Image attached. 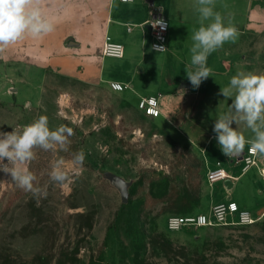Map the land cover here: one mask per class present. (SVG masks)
Listing matches in <instances>:
<instances>
[{"label": "rangeland", "instance_id": "374dc122", "mask_svg": "<svg viewBox=\"0 0 264 264\" xmlns=\"http://www.w3.org/2000/svg\"><path fill=\"white\" fill-rule=\"evenodd\" d=\"M156 54L150 62L162 59ZM48 84L29 107L0 102V131L20 132L46 116L50 130L74 132L67 150L33 149L28 168L46 194L26 192L0 172V264H264V214L252 224L167 225L172 215L209 213L241 188L206 177L218 161L242 171L214 139L222 110L210 118L206 104L192 111L183 101L172 115L154 118L106 85L59 77ZM247 130L239 125L241 134ZM80 150L86 159L69 169L70 182L53 181V164L71 165ZM251 191L253 211L264 210L261 185Z\"/></svg>", "mask_w": 264, "mask_h": 264}, {"label": "crops", "instance_id": "0c3cea01", "mask_svg": "<svg viewBox=\"0 0 264 264\" xmlns=\"http://www.w3.org/2000/svg\"><path fill=\"white\" fill-rule=\"evenodd\" d=\"M34 6L54 29L36 38L26 36L0 52V102L34 105L49 88L50 78L59 77L111 89L112 83H121L123 88L114 90L137 105L141 98L155 96L160 102V116L172 115L183 101L192 111L206 104L212 118L216 112L228 110L231 100L218 93L232 76L240 71L264 75V0H214V11L221 14L226 25L237 29L238 38L208 56L211 76L197 89L185 73L190 63L191 35L199 27L197 0H38ZM159 12L170 23L164 52L153 49L154 31L147 24ZM107 38L123 43L122 57L103 54ZM152 53L163 57L150 62ZM183 87L188 90L182 96L179 92ZM250 131L243 134L246 140L253 136ZM246 144L244 149L250 146ZM260 161L264 166V158ZM216 164L209 163V168ZM253 169L251 178L243 180ZM228 171L238 177L231 179L234 188H241L235 198L229 197L233 193L223 201H236L257 217L264 214V210L253 211L256 197L251 191L260 184L259 198L264 196V167H252L245 174Z\"/></svg>", "mask_w": 264, "mask_h": 264}, {"label": "clouds", "instance_id": "9594fccd", "mask_svg": "<svg viewBox=\"0 0 264 264\" xmlns=\"http://www.w3.org/2000/svg\"><path fill=\"white\" fill-rule=\"evenodd\" d=\"M37 3L38 0H0V52L26 36L36 38L53 31L54 24L43 18L40 8L34 6ZM196 11L199 13V27L192 32L190 63L185 68L194 89L211 76L208 56L225 42L234 43L238 38L237 29L231 24L226 25L221 14L214 11V0H197ZM159 23L161 21H157ZM158 50L163 51L164 48ZM184 92L181 89L179 93L183 96ZM218 95L231 100L228 110L218 115L212 128L221 153L228 159L239 158L247 143L252 155L264 158V75L237 72L227 86L220 87ZM242 123L253 133L247 140L238 131ZM233 124L237 126L235 129ZM73 134L72 128L63 125L50 130L46 116L24 125L20 132L16 129L0 131V172L10 173L12 180L26 192L46 194L39 187H34L36 177L28 168L34 159L33 149L55 150L59 145L67 150L68 138ZM85 159V152L80 150L73 154L71 165L67 167L63 159L56 161L50 172L51 179L61 184L70 182L69 169L82 167Z\"/></svg>", "mask_w": 264, "mask_h": 264}, {"label": "built area", "instance_id": "2783aa9c", "mask_svg": "<svg viewBox=\"0 0 264 264\" xmlns=\"http://www.w3.org/2000/svg\"><path fill=\"white\" fill-rule=\"evenodd\" d=\"M121 1L127 2L132 0ZM157 21H161V23L157 24ZM147 24L154 31L153 49L158 52L166 51L168 46V31L170 28L167 16L163 12H159ZM159 48H164V50L159 51ZM103 54L112 58L122 57L124 54V45L121 42L107 38L104 42ZM112 87L118 90L123 88L121 83L116 82L112 83ZM138 107L148 116L158 117L161 115L160 102L155 96L141 98ZM249 148L250 146L240 157V161L243 164L242 173L247 172L252 167H258L259 160L261 159L259 156L252 155L249 152ZM206 177L207 181L211 184L219 181L226 182L228 179H238V177L226 170L221 162H218L214 167L209 168L206 172ZM258 219L259 217L254 216L251 211L242 208L236 201L230 200L218 202L213 206L209 213L172 215L168 218L167 225L169 229L176 230L184 225L211 226L215 224H252L258 221Z\"/></svg>", "mask_w": 264, "mask_h": 264}, {"label": "water", "instance_id": "95a60500", "mask_svg": "<svg viewBox=\"0 0 264 264\" xmlns=\"http://www.w3.org/2000/svg\"><path fill=\"white\" fill-rule=\"evenodd\" d=\"M225 183L228 186V188H231L233 186V181L231 179L226 180Z\"/></svg>", "mask_w": 264, "mask_h": 264}, {"label": "trees", "instance_id": "16d2710c", "mask_svg": "<svg viewBox=\"0 0 264 264\" xmlns=\"http://www.w3.org/2000/svg\"><path fill=\"white\" fill-rule=\"evenodd\" d=\"M184 215H186V214H184Z\"/></svg>", "mask_w": 264, "mask_h": 264}, {"label": "bare ground", "instance_id": "6f19581e", "mask_svg": "<svg viewBox=\"0 0 264 264\" xmlns=\"http://www.w3.org/2000/svg\"><path fill=\"white\" fill-rule=\"evenodd\" d=\"M188 226V225H187Z\"/></svg>", "mask_w": 264, "mask_h": 264}]
</instances>
